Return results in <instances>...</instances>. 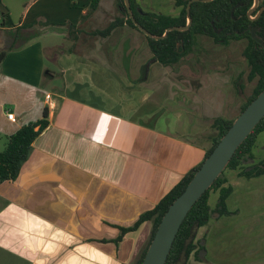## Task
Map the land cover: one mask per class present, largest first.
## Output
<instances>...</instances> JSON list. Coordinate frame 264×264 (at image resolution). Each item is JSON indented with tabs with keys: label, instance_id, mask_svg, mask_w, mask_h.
Wrapping results in <instances>:
<instances>
[{
	"label": "crops",
	"instance_id": "crops-1",
	"mask_svg": "<svg viewBox=\"0 0 264 264\" xmlns=\"http://www.w3.org/2000/svg\"><path fill=\"white\" fill-rule=\"evenodd\" d=\"M89 2L1 0L14 26L28 28L41 19L47 29L42 34L50 29L51 35H60L53 25L66 28L72 23L77 37L87 28L96 29L94 16L99 10V19L106 13L102 2L118 12L115 0H101L94 11H88ZM135 2L144 11L171 16L180 11L174 0ZM119 28L134 31L124 24L106 37ZM35 39L0 62V134L6 138L40 119L43 107L48 110L47 126L33 140L17 176L0 183V264H134L149 240L152 222L144 221L116 241L119 227L132 226L202 161L216 134L212 123L217 116L199 111L180 124L160 128L71 96L100 87L125 112L137 114L131 94L143 90L139 83L144 84L147 73L142 67L139 75L132 74L122 65L125 53L108 41H73L62 50L58 43ZM107 50L113 52L105 54ZM46 55L59 68V90L45 83L57 75L44 71ZM118 92L120 102L112 97ZM228 182L236 195L237 187ZM201 238L208 251V241Z\"/></svg>",
	"mask_w": 264,
	"mask_h": 264
},
{
	"label": "rangeland",
	"instance_id": "rangeland-1",
	"mask_svg": "<svg viewBox=\"0 0 264 264\" xmlns=\"http://www.w3.org/2000/svg\"><path fill=\"white\" fill-rule=\"evenodd\" d=\"M101 9H106V15L99 19L98 14L102 11L99 10L94 16L93 24L96 29L105 28L111 19L120 14L116 9L110 8L108 2H102ZM33 27L40 32L34 41L45 44L58 43L62 50L70 46L73 41H108L107 43L118 53L122 55L125 53L128 57L123 59L122 65L128 66L132 74L139 75V69L144 67L147 77L144 84L139 83V85L144 86L145 89L143 87V90L138 89L136 93L135 90L131 92L135 93L131 94L133 96L131 101L137 107V114L125 112L113 101V98L112 101L109 100L111 95L101 93L103 88L100 87L93 88V93H77L79 95L71 96L89 98L94 103L107 106L113 112L129 115L135 121L154 124L155 127L165 128L173 123L180 124L187 114L189 115L186 120H189L190 117H196L199 111L206 116L235 118L256 84V78H248L247 60L242 53L247 42L245 38L231 40L223 45L214 43L209 36L198 35L191 53L184 56L179 63L165 66L152 60V53L145 37L135 29L133 31L119 28L114 36L104 38L91 34L92 28L82 29L84 32L78 34V37L75 31L56 26H53L54 29L62 34L51 35L52 33H48L51 32L50 29L46 34H42L47 29L41 19H38ZM121 31L123 33L118 34ZM116 43L119 44L118 48ZM4 46L1 41L0 50ZM108 52L113 51L107 50L105 54ZM47 54L52 52L49 51ZM50 58L46 55L47 67L44 71L50 69L57 75L55 81L46 79L45 83L52 82L56 90H59L62 85L61 75L57 64ZM119 63L121 64V60ZM68 81L71 83L72 79L68 78ZM73 84L71 86L80 89L79 85ZM113 96L120 102L119 92L114 93ZM114 103L120 107L113 106ZM180 112L186 115H181ZM5 140L6 138L0 134V151L4 148ZM253 152L255 161L264 158V133L258 136ZM224 175L227 182L229 180L228 183L231 182L237 187V194H231L227 200L228 209L232 210L233 214L220 218H215L213 215L206 226L196 230L195 239L204 236L208 241L205 261L197 262L193 258L184 261L182 257L181 262L264 264V175L246 179L239 176L237 170H227ZM210 194L209 203L213 206L217 192L212 191ZM241 199L244 200L242 203Z\"/></svg>",
	"mask_w": 264,
	"mask_h": 264
},
{
	"label": "trees",
	"instance_id": "trees-1",
	"mask_svg": "<svg viewBox=\"0 0 264 264\" xmlns=\"http://www.w3.org/2000/svg\"><path fill=\"white\" fill-rule=\"evenodd\" d=\"M100 1L90 0L88 11H94ZM188 1L174 0V4L180 7V11L177 16H171L144 11L135 0H129L135 20L151 34L158 36L162 35L168 27L186 25V5ZM115 2L120 14L109 22L105 28L92 30L91 34L106 37L114 28L126 24L145 37L152 53V60L165 66L177 64L184 56L191 53L198 35L209 36L214 43L223 45L231 40L245 38L247 42L242 53L247 60L248 78H256V84L252 93L242 104L240 111L264 88V10L254 19H250L247 16V11L253 5V0L193 1L190 5L191 23L188 29L182 31L169 30L164 37L158 39L144 35L134 25L125 9L123 0H115ZM261 6H264V0H259V4L252 11L251 16H255ZM231 9H233L232 14ZM66 25L69 30L76 28L72 23ZM251 27L254 29L253 35L250 30ZM39 35L40 32H37L33 26L28 28L14 26L0 0V42L3 41V45L5 44L3 49L0 50V62L8 52L20 49ZM47 116V107H43L40 119L28 122L13 134L6 136L4 148L0 151V183L5 180H12L17 176L21 164L28 156L33 140L47 126ZM232 121L233 119L221 116L215 117L212 125L216 130V134L212 138L211 146L206 150L202 161L184 174L151 209L142 213L132 226L119 227L121 233L116 241L120 240L124 233L136 230L144 221L150 220L152 222L149 240L134 264H141L162 215L171 202L184 190L193 174L216 146ZM261 133H264V117L237 148L224 171L237 170L238 175L246 179L264 175V158L255 161L253 152L256 140ZM224 171L187 213L174 238L165 264H185L181 262L182 257L184 261L189 258H193L197 262L205 261L207 254L205 239H195L196 230L205 226L213 214H216L217 217L233 214L227 206V200L233 188L230 184H227ZM212 191L217 192V198L213 206L209 203Z\"/></svg>",
	"mask_w": 264,
	"mask_h": 264
},
{
	"label": "water",
	"instance_id": "water-1",
	"mask_svg": "<svg viewBox=\"0 0 264 264\" xmlns=\"http://www.w3.org/2000/svg\"><path fill=\"white\" fill-rule=\"evenodd\" d=\"M193 1L207 2L210 0H189L186 5L187 23L184 26L166 28L162 35H153L143 28L134 18L129 0H123L125 9L134 25L146 36L153 39L162 38L169 30H186L191 23L190 5ZM259 0H253V5L247 11L250 19L257 17L263 10L261 6L255 16L251 13L258 6ZM233 9H231V14ZM253 35L254 29L250 28ZM264 117V88L248 105L233 119L227 131L220 137L216 146L203 160L193 174L184 190L171 202L162 215L155 233L150 240L141 264H165L174 238L179 227L193 204L213 184L226 169L231 157L244 140L252 133L256 125Z\"/></svg>",
	"mask_w": 264,
	"mask_h": 264
},
{
	"label": "built area",
	"instance_id": "built-area-1",
	"mask_svg": "<svg viewBox=\"0 0 264 264\" xmlns=\"http://www.w3.org/2000/svg\"><path fill=\"white\" fill-rule=\"evenodd\" d=\"M48 100H49V97H45V101L48 102ZM6 116H7V118L12 119L13 116H14V114H13L12 112L8 111V112L6 113Z\"/></svg>",
	"mask_w": 264,
	"mask_h": 264
}]
</instances>
